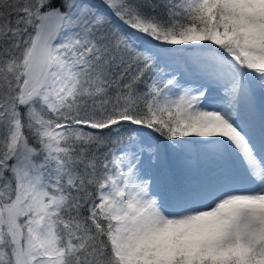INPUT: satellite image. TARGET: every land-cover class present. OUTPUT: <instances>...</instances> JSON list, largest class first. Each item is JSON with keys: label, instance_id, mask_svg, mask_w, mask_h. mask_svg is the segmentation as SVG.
I'll list each match as a JSON object with an SVG mask.
<instances>
[{"label": "snow or ice", "instance_id": "obj_1", "mask_svg": "<svg viewBox=\"0 0 264 264\" xmlns=\"http://www.w3.org/2000/svg\"><path fill=\"white\" fill-rule=\"evenodd\" d=\"M0 264H264V0H0Z\"/></svg>", "mask_w": 264, "mask_h": 264}]
</instances>
